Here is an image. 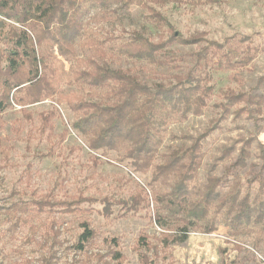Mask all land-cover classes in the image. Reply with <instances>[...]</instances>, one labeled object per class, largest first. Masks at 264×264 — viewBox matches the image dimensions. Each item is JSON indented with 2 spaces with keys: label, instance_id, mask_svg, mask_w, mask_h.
Instances as JSON below:
<instances>
[{
  "label": "trees",
  "instance_id": "16d2710c",
  "mask_svg": "<svg viewBox=\"0 0 264 264\" xmlns=\"http://www.w3.org/2000/svg\"><path fill=\"white\" fill-rule=\"evenodd\" d=\"M170 0H0V18L13 23L3 35L7 42L0 45V113L19 106L27 120L31 113L25 108L46 99L66 105L75 117L72 128L85 138L87 148L102 155L115 153L120 162H127L149 180L128 200L118 201L124 214L142 208L152 212L149 222L160 229L153 236L154 251L171 244L185 242L191 231L209 234L218 224L227 228L230 238L252 236L255 245L264 243V146L259 145L260 165L255 176L247 182L257 188H246L241 194L239 181L217 176L198 179L205 152L203 141L220 123L232 115L244 116L255 124L264 120V78H258L251 91L223 89L219 109L210 126L188 146L171 149L156 162L165 143L167 131L174 123L200 116L215 93L216 74H235L247 69L259 48L247 36H228L222 41L209 40L203 32L184 36L173 29L169 21L152 4ZM179 1V0H171ZM199 4L201 0H194ZM138 7L148 12V18L159 30L166 28L167 36L152 38L132 31L128 39L105 45L90 37L91 22L109 18L111 7ZM99 10L100 15L92 14ZM1 24H4L0 20ZM196 46L189 53L191 65L185 72L172 75L169 81L147 84L129 69H113L96 59L105 57V48L121 56L146 61L158 67H169L183 57H174L171 45ZM82 55H80V53ZM42 125L52 130L55 111L42 112ZM66 129L59 134L63 142ZM249 151L242 147L237 159L225 168L231 175L248 165ZM98 161V157H93ZM227 188L225 193L221 190ZM89 197L67 196L55 199L45 193L30 203L11 205L17 215L11 229L30 224L23 216L32 212L81 213ZM112 203L104 200L101 214L112 213ZM31 231L35 227L29 225ZM51 250L60 246V232L51 222L47 228ZM95 231L87 222L71 245L76 253H87ZM147 236L138 238V248L151 246ZM103 254L91 255L97 264H123V255L115 239ZM237 247V246H236ZM240 248V247H237ZM54 252L44 257L52 264Z\"/></svg>",
  "mask_w": 264,
  "mask_h": 264
},
{
  "label": "rangeland",
  "instance_id": "374dc122",
  "mask_svg": "<svg viewBox=\"0 0 264 264\" xmlns=\"http://www.w3.org/2000/svg\"><path fill=\"white\" fill-rule=\"evenodd\" d=\"M194 0L169 1L164 4L153 3L176 32L184 36L203 32L209 40L222 41L228 36H247L259 48L247 69L235 74L230 72L216 74L217 88L200 116H189L183 122L172 124L165 143L160 149L156 162H160L171 150L188 146L212 121L219 116L214 104L221 101L220 90L251 91L258 78H264V0ZM93 15H100L94 10ZM106 19L91 22L89 35L103 41L105 45L128 39L132 31H140L152 38L167 36L166 28L159 30L148 18V12L138 7L120 9L111 7ZM0 20V45L7 42L2 38L13 25L9 20ZM196 46L171 45L174 57L183 60L169 67H158L146 61L126 58L109 48L105 57L96 59L113 69H129L147 84L169 81L172 75L185 72L191 65L189 53ZM82 55L81 52H79ZM19 106L0 113V264H45L44 257L52 252L56 258L52 264H97L89 255L105 253L111 247V240L118 243L117 249L123 255V264H264V243L255 245L252 236L230 238L227 228L218 224L209 234L198 229L190 232L185 242L171 244L166 249L154 251L153 236L160 229L149 222L152 204L149 209L142 208L124 214L118 201L128 200L144 187L149 175H140L127 162H120L115 153L102 155L87 148L86 140L72 128L73 114L64 104L46 99L25 108L31 113L27 120L19 111ZM55 111L51 120L52 130L42 125V112ZM264 119V110L263 115ZM66 129L63 142L59 134ZM264 146V120L257 122L240 118H228L220 123L203 141L205 157L198 179L204 183L209 176L235 177L241 194L250 188L253 194L257 188L248 180L256 175L260 165L259 145ZM245 147L249 151L248 165L231 175L225 168L239 156ZM98 157V161L93 157ZM227 188L221 190L225 193ZM45 193L55 199L81 195L94 200L85 202L81 213H41L32 212L23 217L30 224L11 229L17 215L12 214L13 204L30 203ZM104 200L112 203V213L101 214ZM55 222L61 245L51 250V240L47 228ZM87 222L95 231V238L88 246L87 253H76L71 246L81 232V224ZM29 225H33L35 232ZM147 236L151 246L138 248V238ZM240 248H237V247Z\"/></svg>",
  "mask_w": 264,
  "mask_h": 264
}]
</instances>
